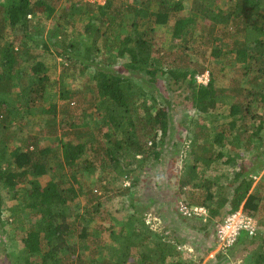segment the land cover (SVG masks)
Instances as JSON below:
<instances>
[{"label":"trees","instance_id":"obj_1","mask_svg":"<svg viewBox=\"0 0 264 264\" xmlns=\"http://www.w3.org/2000/svg\"><path fill=\"white\" fill-rule=\"evenodd\" d=\"M63 1L4 0L1 5L4 17L0 21V227L5 225L4 205L9 197L16 202L8 208L9 224L15 232L9 238L19 251L17 257H7L12 264H126L136 253L140 264H178L183 255H188L179 241L154 233L150 237L139 236V242L133 245L131 235L124 236V229L116 231V226L105 224L110 208H103V199L117 191L111 199L127 195L130 202L136 201L138 197L132 199L135 181L124 189L117 175L113 177L115 185L98 182L99 194L82 178L85 173L94 175L101 165L102 170L114 169L123 161L121 172L127 181L135 169L133 165H139L150 154L158 158L170 136L168 106H157V93L149 91L152 107L140 114L139 104H147L145 83L125 73L144 75L151 84L166 76L179 84L180 90L189 91L187 100L200 113H209L230 99L229 115L233 118L230 125L250 117L259 121L257 133L264 132V0H108L104 6L75 0L76 3L61 7ZM58 10L59 18L67 25H72L77 15L88 16L90 22L84 32L90 36L93 33L105 38L110 33L103 31L105 26L112 29L127 24L130 29L119 45L106 41L105 46L112 54L106 60L113 61L107 65L104 64L108 62L96 61L99 39L81 57L70 54L67 50L73 47L64 48L62 40L53 45L52 53L59 58L77 59L97 70L96 84L90 87L94 93L91 110L72 107L75 94L65 87L57 102L50 101L52 82L48 68L27 47L26 39L33 36L7 40L8 35L10 39L19 29H31L35 17L50 19ZM161 28L166 32L158 37ZM110 36L115 38L113 34ZM42 43L49 49L46 42ZM193 49L201 51L209 64L218 67L221 64L222 70L230 66L239 79L233 80L230 87L217 88L211 67L208 84L198 83L197 77L202 74L197 75L200 72L189 57ZM115 52L126 56L125 66L118 65V56L112 59ZM66 70L64 66L62 71ZM244 79L252 88L243 85ZM142 98L145 101H140ZM35 117L40 119V129L31 133L27 126ZM103 125L107 126L106 133ZM218 130V126L195 127L194 144L202 138L206 143L201 155L192 152L190 180L181 183L182 191L190 185L195 187L197 165L210 167L221 158L222 154H215L213 147L223 144L224 135H219ZM227 131L229 137L232 131L230 128ZM149 143L154 149L148 153ZM247 144L245 150H251V141ZM254 171L259 168L249 169L241 163L234 169L227 193L221 195L215 206L214 202L209 205L210 216L219 221L218 225L226 215L241 208L250 216L264 210L261 185L253 189ZM47 176L48 182L41 183L40 179ZM1 188L7 190V196ZM80 198L84 203H80ZM207 200L214 197L210 195ZM200 205L205 207L204 203ZM129 207L140 209L139 204ZM25 214L32 220L25 219ZM98 230L107 231L118 241L112 257L106 254L109 247L100 245L94 236ZM172 235L181 238L177 232ZM260 248L253 264H264V239ZM96 253L99 257L95 259L92 256Z\"/></svg>","mask_w":264,"mask_h":264},{"label":"rangeland","instance_id":"obj_2","mask_svg":"<svg viewBox=\"0 0 264 264\" xmlns=\"http://www.w3.org/2000/svg\"><path fill=\"white\" fill-rule=\"evenodd\" d=\"M85 3H92L104 6L108 0L102 3L89 2L87 0H82ZM4 0H0V21L3 20L4 12L1 5ZM76 3L75 0H65L62 2L61 7L67 4ZM79 7V6H78ZM80 9V7H79ZM60 10L57 11L56 16L50 19H46L45 16L39 15L34 18L35 25L30 29L21 30L15 32L14 36L7 40L11 41L14 37L20 36L21 39L25 37L33 36L32 39H26L27 47L32 51L40 61L44 62L48 68V74L51 78L52 85L50 91L48 92V98L51 102H57L59 96L61 95V90L68 89L75 94L74 102L72 107H77L80 109H85L88 107L89 110L92 109V104L94 99L93 89L90 87L96 84L97 70L86 66L77 59L68 60L63 57L59 58L56 54L52 53L54 50V43L57 40H62L64 42V48L73 50H67L72 55L87 54L88 49L92 48V44L97 41L99 58L96 60L99 63L108 62L104 65L113 62L108 59L112 54H110L106 48V41H109L113 45H119L120 40L126 36L130 29L127 24L123 26L116 25L112 29H107L103 27V31H108L107 36L98 38L95 34H85L84 30L86 25L90 22L88 16L77 15L73 18L72 25H67L65 20L59 18ZM97 23V22H96ZM98 24V23H97ZM123 27V28H121ZM166 32V29L161 28L157 32V36L161 37ZM114 35L112 38L110 35ZM20 40L16 42L19 44ZM117 41V42H116ZM42 42H46L48 48L43 45ZM124 49V48H122ZM96 48L94 51L96 53ZM201 52V51H199ZM199 52L189 51V57L195 64V67L200 72L197 75L209 74L210 78L211 67L214 68V79L217 88H227L230 87L233 80L236 78L234 70L230 66H224L222 70V65L218 67L215 64H209V59L203 58ZM112 59H116L119 66H125L127 63L126 56H122L117 52L113 54ZM116 57V58H115ZM117 65V64H116ZM64 66L67 72H63ZM96 68V67H95ZM124 75L129 76L132 79L139 80L144 84L145 89H147L148 97L147 104L140 106L139 113L142 114L148 111L152 107V97H150L149 91L157 93V106H168L169 114L171 117L172 129L170 136L167 137L165 141V147L161 151L158 158L150 154L143 158V161L139 165L134 164L135 169L129 176V180L126 181L124 175L122 174L123 161L119 165H115L114 169L106 167L102 170V167L95 170L94 175L89 176L85 173L82 182L88 183V185L101 194L98 189V182L105 183L111 182L113 185L117 184L115 178L119 176L121 186L125 189L131 186V183L135 181L134 187H132L133 197L139 198L140 201H145L148 203V199L152 198L155 201H165L157 206V209L150 207V204L146 202H140V211H136L135 207H129L132 205H137L136 201L130 202L127 199V195L123 199L115 198L111 199L113 194H117L115 191L109 197L103 199V208H110V214L106 217L105 224L107 226H116V231L124 229V236L131 235L132 243L135 245L139 242V236L146 235L148 237L157 233L159 236L166 237L171 241H179V245H183V249L188 255H183L179 259L178 264H253L256 262V254L261 252V242L264 239V210L252 216L258 223L259 230L257 234L251 238L249 236H243L242 240L232 248L219 250L217 241V228L218 222L210 216L209 205L214 202L212 206H215L221 195L227 193L229 190V185L233 178L234 169H238L241 163L249 166L251 169L253 166L259 168V171L252 172V178L254 179V188L261 185L262 192L264 194V132L257 133L255 127L259 124L255 119L244 118L245 120H239L235 122V125H230L233 118L230 117V107L231 100H226L223 104H220L216 109L211 110L209 113H200L194 111L187 100L189 91L186 89L180 90V85L175 81H170L166 76L160 78L159 83H149V78L144 75L129 74ZM202 75L198 77H202ZM197 77V80H198ZM243 78V77H242ZM240 78V79H242ZM209 82V81H208ZM199 83V81H198ZM203 85V84H202ZM243 85L248 89L252 86L246 84V79H244ZM151 87V90L147 87ZM140 87V86H139ZM159 92V93H158ZM142 98L140 101H143ZM145 101V100H144ZM255 106V105H251ZM259 112H262L259 110ZM239 117V116H238ZM102 119V118H100ZM237 118H235V121ZM40 119L35 117L32 119L30 124L27 126L28 131L33 133V130H39ZM217 127L219 130L217 133L223 137V144L214 145L215 154H222L221 158L217 159L216 163L210 167H203L202 165H197L198 180L194 182V186L190 185L186 191L180 189L181 183L190 180L188 177L189 167L194 164L193 153L197 156L202 154V145L206 143L202 138L198 144H194L193 140L196 138L194 135L195 127ZM107 126L103 125V132L106 133L108 129ZM227 128L231 129V134L226 137ZM222 129V130H220ZM202 136V134H198ZM214 137L212 134L211 138ZM247 141H251V150H245L248 146ZM211 144V143H210ZM154 149L153 146L147 148L148 153ZM155 150L157 148L155 147ZM245 150V151H244ZM120 159L122 156L118 155ZM93 159V155H91ZM142 158L139 157V159ZM91 160V159H89ZM126 160V159H124ZM109 161V160H108ZM141 161V160H140ZM235 166V168L233 167ZM237 166V167H236ZM234 168V169H233ZM107 174V175H106ZM106 177V178H105ZM106 179V180H105ZM49 180V177H43L40 179L41 183L45 184ZM126 181V182H125ZM24 188V184H21V189ZM4 196H7V190L1 188ZM165 193V194H164ZM214 197V200L208 201L209 196ZM163 196V197H162ZM131 197V196H130ZM80 203H84L82 198L79 199ZM184 201L185 203L196 204L191 206H198L204 203L205 208L209 212V216L206 219H187L181 216L178 212L179 202ZM16 202L7 197L5 199L4 205V222L3 228L0 227V264H12L11 260L8 259V255L17 257L19 255L18 246L13 244L12 239L9 236L14 232L13 226L9 224V213L8 208L14 205ZM167 204V205H166ZM264 204V201H262ZM126 206V207H125ZM201 206V205H200ZM204 207V206H202ZM160 209H166L164 214L168 215L166 217H160L158 211ZM25 219L32 220L29 214H25ZM161 220V224H160ZM221 222V221H220ZM164 223V225H163ZM176 226L172 227V225ZM104 225L103 227L107 226ZM141 226V227H139ZM204 231V233H203ZM173 232L181 233L180 236L172 235ZM96 239L99 244L103 247H109L106 254L113 256L116 254V248L118 247V241L114 240V237L110 235L107 231L98 230ZM93 239V237H92ZM155 239V237H153ZM77 242V239H75ZM156 240V239H155ZM20 243V240H18ZM91 242V241H90ZM125 245L129 243H124ZM117 246V247H116ZM79 252V251H78ZM80 253V252H79ZM77 254L74 256L76 259ZM135 257L127 262L126 264H140L139 255L134 253ZM93 258L99 257L98 253ZM170 258L167 259V262ZM88 263V261L86 260ZM171 264V263H169Z\"/></svg>","mask_w":264,"mask_h":264},{"label":"built area","instance_id":"obj_3","mask_svg":"<svg viewBox=\"0 0 264 264\" xmlns=\"http://www.w3.org/2000/svg\"><path fill=\"white\" fill-rule=\"evenodd\" d=\"M94 3H102L106 0H87ZM200 84L207 85L209 74L198 77ZM178 212L187 219H206L209 216L207 208L202 206H191L184 201L179 202ZM259 230L257 221L242 209L233 214L226 215L218 225L217 241L218 248L228 249L235 246L241 236H249L253 238Z\"/></svg>","mask_w":264,"mask_h":264},{"label":"crops","instance_id":"obj_4","mask_svg":"<svg viewBox=\"0 0 264 264\" xmlns=\"http://www.w3.org/2000/svg\"><path fill=\"white\" fill-rule=\"evenodd\" d=\"M165 194V193H164ZM163 197V196H162ZM136 201H137V204H143V203H140V202H146L145 201V199H143V201H140L139 200V198L138 199H136ZM148 201V203L146 202V204H150V207H153V208H155V209H157V206H160V203H164L165 201H160V203L159 204H157L158 203V201H155L154 199H152V198H150V199H148L147 200ZM165 204V203H164ZM167 205V204H166ZM242 210H243V208H241ZM240 209V210H241ZM166 210V209H165ZM164 209H160V211H158V214L160 215V217H162V219H163V216L164 217H166V216H168V215H166V214H164V211H165ZM163 222V221H162ZM161 222V220H160V224L162 223ZM163 225H164V223H163ZM174 226H176V224H174V225H172V227H174ZM203 233H204V231H203ZM180 235H181V233H180Z\"/></svg>","mask_w":264,"mask_h":264}]
</instances>
